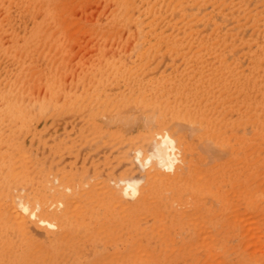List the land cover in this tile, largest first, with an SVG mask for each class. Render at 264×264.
<instances>
[{
	"label": "bare ground",
	"instance_id": "bare-ground-1",
	"mask_svg": "<svg viewBox=\"0 0 264 264\" xmlns=\"http://www.w3.org/2000/svg\"><path fill=\"white\" fill-rule=\"evenodd\" d=\"M70 2L0 0V264H264V0Z\"/></svg>",
	"mask_w": 264,
	"mask_h": 264
},
{
	"label": "rangeland",
	"instance_id": "rangeland-1",
	"mask_svg": "<svg viewBox=\"0 0 264 264\" xmlns=\"http://www.w3.org/2000/svg\"><path fill=\"white\" fill-rule=\"evenodd\" d=\"M79 1H80V3H81V1H83L82 4H80L81 6L85 3V4H84L85 6L83 5V7H81V6H79V7H81L83 10L85 9V11H86L87 13H88V11H89V15L86 14V17H85V16H82V17H81V18H82V19H80L81 21H79V18H76V19H78V21L75 20V17H77V16L80 17L81 15H85V13H84V14L82 13V12H84V11L81 12V11H80V8H76V6H78V4H79ZM93 1L96 2L95 5H94V2H93ZM97 1L99 2V0H75V2H74L75 4H72L71 2H70L71 4L68 3V5H67V9H66L67 11H66V12H67V14L71 12V15H70V14H69V15H70L72 18L70 17V19L73 20V17H74L75 15H76V16L74 17V20H73L74 22L71 21L68 17H66V19H65V22H66V25H67L66 28L69 30V28H72L71 26H73L74 23H75V24L77 25V27H78L79 24H83V23L86 22V21H89V22L94 21V19H95V17H96V16H95V12H96L95 10H96V7L99 6V8H100V2H99V4H98ZM89 2H90V3H89ZM96 4H97V5H96ZM89 5H90V6H89ZM94 6H96V7H94ZM92 7L95 8V9L92 10ZM82 9H81V10H82ZM75 10H76V11H75ZM72 11H73V12L75 11L74 16H72V15H73V14H72ZM78 11H80V14H81V15L78 14V13H79ZM90 11H92V12H90ZM90 13H91L93 16H92ZM37 16H38L39 18H41L39 15H37ZM87 16H88V17H87ZM89 16H91L92 19L89 18ZM34 17H35V16H34ZM38 17H35L34 19L37 18V20H40ZM83 17H84V18H83ZM87 18H88V20H87ZM34 19H32V20H34ZM67 19H68V20H67ZM83 19H84V21H83ZM89 19H91V20H89ZM32 20H31V21H32ZM37 20H35V21H37ZM69 20H70V21H69ZM38 22H39V21H38ZM70 22H71V24H73V25H71ZM79 22H80V23H79ZM81 22H82V23H81ZM63 24H64V23H63ZM70 25H71V26H70ZM64 26H65V25H64ZM64 26H62V27H64ZM68 26H70V27L68 28ZM62 27H60V28H62ZM58 28H59V27H58ZM64 28H65V27H64ZM73 28L77 29V31H75V29H74V31H75V32H74V31L72 30ZM73 28H72L70 31H68L67 29L64 30V31H63V30H58V33L61 32V35L64 34V33L66 32V33H65L66 35H64V37H65V36L67 37V36H68L67 34H68V33H71L72 35L69 34L68 37H69V40H70V41H71V39H72V41H71L72 44L74 43L73 45L70 44V43H69L70 45H68V43L65 44L66 42H64V45H67V46H66L67 48H66V47H62V46H64V45L61 44V45L58 47V48L61 47V49H60L61 51L58 49V50H59L58 52H60L61 54H62V53H65V51L68 53V50H69V49H68V46H69L70 48L73 46V48H74V50H75L74 52H75V54L77 55V53L80 52L79 49L81 50V52L84 51V50L82 49V46H81L80 48H78V51H77V48H75V47H78V45H76V44H78V43H79V45H82V43H84V45H85V44H89V41L87 40V37H88V36H86V34H83V33H82V32H84V31H83V30L81 31V30H80V29H81L80 27L76 28V26H75V27H73ZM79 28H80V29H79ZM62 31H63L64 33H63ZM72 31H73V33H72ZM80 31H81V32H80ZM78 32H79V33H78ZM75 33L79 34V35H77V38H75L76 36L74 37V38L76 39L75 42L78 41V36H79V39H80V40L82 39L80 42H79V41H78L77 43L73 42L75 39L73 40L72 36H74L73 34H75ZM80 33H82V35H81ZM88 34H89V33H88ZM88 34H87V35H88ZM61 35H60V36H61ZM68 37H67V38H68ZM70 37H71V38H70ZM80 37H81V38H80ZM103 37H105V36H103ZM33 38H36V35H35V36L33 35L32 39H33ZM105 38H106V37H105ZM105 38H104V39H105ZM3 39H4V38H3ZM7 39H8V38H7ZM63 39H64V38H63ZM83 39H85L86 41L83 40ZM109 39H110V38L108 37L107 40L109 41ZM1 40H2V39H1ZM70 41H68V42H70ZM83 41H84V42H83ZM87 41H88V43H86ZM81 42H82V43H81ZM85 47H86V45H85ZM64 48H65V49H64ZM73 48H71L70 51H71ZM63 49H64V50H63ZM67 49H68V50H67ZM70 51H69V54H68V55L65 53V56L67 55L66 57H65V56L63 57V58H65V60H66V63H65V64H66L67 66H68V65H69V66H70V65L73 66V65H75V63H78V62H79L78 56L76 57L75 54H72V51H73V50H72L71 52H70ZM85 51H86V48H85ZM85 51H84V52H85ZM70 53H71L72 56L75 55V57H74V56L72 57V56L70 55ZM62 55H63V54H62ZM62 55H61V56H62ZM69 56H70L71 58H73V59H69V58H68ZM67 58H68V60H67ZM74 58H75V59H74ZM76 65H77V64H76ZM70 67H71V66H70ZM35 85H37V84H35ZM38 87H41V88H42L41 85H40V86H37V88H38ZM31 88H32V89H31V93H32V92H35V93H36V92H39V90H40V92H39L38 94H40V95L43 94V90H42V92H41V88H40L39 90H38L37 88H35V86H34V88H33V87H31ZM35 89H36V90H35ZM34 90H35V91H34ZM37 90H38V91H37ZM31 93H30V94H31ZM33 95H35V94L33 93ZM36 95H37V93H36ZM30 96H31V95H30ZM34 98H35V97H34ZM135 158H136V156H135ZM135 158H134V161H135V162H136L137 160H139V158H137L136 160H135ZM136 163H137L141 168H143V169L146 168V165L143 166V163H142L141 161H137ZM140 163H141V164H140ZM141 165H142V166H141ZM165 168L167 169L168 167H165ZM164 170H165V169H164ZM169 170H170V168H168V169L166 170V172L169 171ZM170 171H171V170H170ZM133 178H134V177H133ZM135 178H136V177H135ZM135 178H134V179H135ZM124 182H125V181H124ZM120 183H123V182L120 181ZM126 191H127V189L124 190V195H125V197H126V196H128V197H126V198L131 197L130 194H128ZM125 193H126V194H125ZM38 225H39V224H38ZM39 226H40V225H39ZM41 226H42V225H41ZM42 227H43V226H42ZM39 230H40V229H39ZM251 246H252V245H251ZM254 247L257 248L256 244H253V248H254Z\"/></svg>",
	"mask_w": 264,
	"mask_h": 264
}]
</instances>
